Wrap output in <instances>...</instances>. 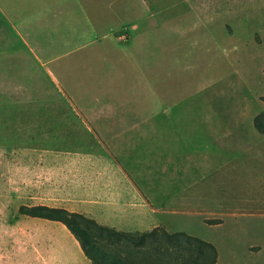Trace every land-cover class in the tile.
Listing matches in <instances>:
<instances>
[{"label": "rangeland", "instance_id": "374dc122", "mask_svg": "<svg viewBox=\"0 0 264 264\" xmlns=\"http://www.w3.org/2000/svg\"><path fill=\"white\" fill-rule=\"evenodd\" d=\"M16 1L0 0V264H91L62 223L19 212L35 205L80 212L132 234L156 226L183 232L213 244L215 264H264V145L235 172L201 186L206 216L153 209L87 125L82 107L24 44V7ZM156 1L155 23L171 21L176 34L153 42L173 39L184 49L207 40L264 111V0ZM235 58L246 69H235Z\"/></svg>", "mask_w": 264, "mask_h": 264}, {"label": "crops", "instance_id": "0c3cea01", "mask_svg": "<svg viewBox=\"0 0 264 264\" xmlns=\"http://www.w3.org/2000/svg\"><path fill=\"white\" fill-rule=\"evenodd\" d=\"M21 1L24 44L153 209L206 216L201 186L262 153L256 105L214 46L153 42L176 34L155 23L158 1ZM235 69L246 66L235 58Z\"/></svg>", "mask_w": 264, "mask_h": 264}, {"label": "trees", "instance_id": "16d2710c", "mask_svg": "<svg viewBox=\"0 0 264 264\" xmlns=\"http://www.w3.org/2000/svg\"><path fill=\"white\" fill-rule=\"evenodd\" d=\"M253 127L264 135V111L255 114ZM19 212L62 223L91 264H215L217 259L210 242L163 227L132 234L58 207L21 206Z\"/></svg>", "mask_w": 264, "mask_h": 264}, {"label": "built area", "instance_id": "2783aa9c", "mask_svg": "<svg viewBox=\"0 0 264 264\" xmlns=\"http://www.w3.org/2000/svg\"><path fill=\"white\" fill-rule=\"evenodd\" d=\"M130 29H131L132 31H137V30H138V24H137V23H133V24H131V25H130Z\"/></svg>", "mask_w": 264, "mask_h": 264}]
</instances>
